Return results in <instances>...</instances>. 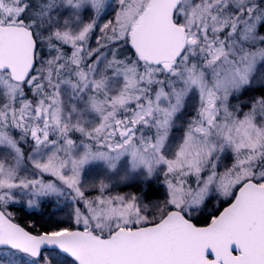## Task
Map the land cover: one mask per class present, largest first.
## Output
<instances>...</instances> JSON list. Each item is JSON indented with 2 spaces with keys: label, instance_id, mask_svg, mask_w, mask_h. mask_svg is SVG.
Instances as JSON below:
<instances>
[{
  "label": "snow or ice",
  "instance_id": "obj_1",
  "mask_svg": "<svg viewBox=\"0 0 264 264\" xmlns=\"http://www.w3.org/2000/svg\"><path fill=\"white\" fill-rule=\"evenodd\" d=\"M0 264H264V0H0Z\"/></svg>",
  "mask_w": 264,
  "mask_h": 264
}]
</instances>
